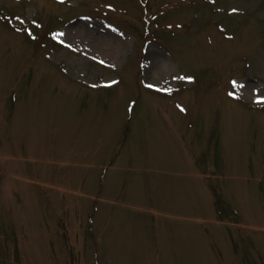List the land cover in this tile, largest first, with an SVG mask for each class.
I'll list each match as a JSON object with an SVG mask.
<instances>
[{
    "label": "rangeland",
    "instance_id": "obj_1",
    "mask_svg": "<svg viewBox=\"0 0 264 264\" xmlns=\"http://www.w3.org/2000/svg\"><path fill=\"white\" fill-rule=\"evenodd\" d=\"M189 1L0 0V264H264V0Z\"/></svg>",
    "mask_w": 264,
    "mask_h": 264
},
{
    "label": "bare ground",
    "instance_id": "obj_2",
    "mask_svg": "<svg viewBox=\"0 0 264 264\" xmlns=\"http://www.w3.org/2000/svg\"><path fill=\"white\" fill-rule=\"evenodd\" d=\"M94 47L98 51V53L118 54L120 52V49L122 48V44H121L120 41L115 40V43H113L111 45L109 50L108 49H104V51L99 48V46H98V44L96 42H94ZM245 89H247V88H245Z\"/></svg>",
    "mask_w": 264,
    "mask_h": 264
},
{
    "label": "trees",
    "instance_id": "obj_3",
    "mask_svg": "<svg viewBox=\"0 0 264 264\" xmlns=\"http://www.w3.org/2000/svg\"><path fill=\"white\" fill-rule=\"evenodd\" d=\"M147 0H142V2L146 3ZM264 26V24H263ZM143 31V38H145L149 32H150V28L148 27V23H146L145 27L142 29ZM128 126L125 127L123 133H124V138L128 135ZM215 206H216V209L218 214H220L219 210H220V207H221V201L220 200H216V203H215Z\"/></svg>",
    "mask_w": 264,
    "mask_h": 264
},
{
    "label": "snow or ice",
    "instance_id": "obj_4",
    "mask_svg": "<svg viewBox=\"0 0 264 264\" xmlns=\"http://www.w3.org/2000/svg\"><path fill=\"white\" fill-rule=\"evenodd\" d=\"M235 83V82H234ZM241 87H242V85H241Z\"/></svg>",
    "mask_w": 264,
    "mask_h": 264
}]
</instances>
